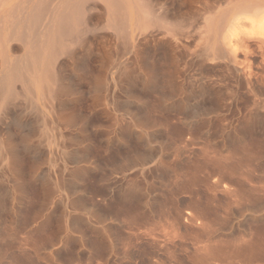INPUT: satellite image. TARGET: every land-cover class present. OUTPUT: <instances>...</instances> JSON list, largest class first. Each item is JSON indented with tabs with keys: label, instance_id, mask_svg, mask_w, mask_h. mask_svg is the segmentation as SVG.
<instances>
[{
	"label": "rangeland",
	"instance_id": "rangeland-1",
	"mask_svg": "<svg viewBox=\"0 0 264 264\" xmlns=\"http://www.w3.org/2000/svg\"><path fill=\"white\" fill-rule=\"evenodd\" d=\"M263 1L147 0L145 26L131 9L125 47L100 21L103 6L83 4L105 29L87 23L85 36L113 34L112 71L129 57L127 93L112 83L109 108L103 87L91 112L82 82L84 153L76 177L68 163L66 192L53 172L46 183L0 176V264H264ZM49 166L44 155L38 167ZM66 225L72 233H59Z\"/></svg>",
	"mask_w": 264,
	"mask_h": 264
},
{
	"label": "bare ground",
	"instance_id": "bare-ground-1",
	"mask_svg": "<svg viewBox=\"0 0 264 264\" xmlns=\"http://www.w3.org/2000/svg\"><path fill=\"white\" fill-rule=\"evenodd\" d=\"M87 1L19 0L6 10L0 11V176L8 183L11 177L24 171L29 175L35 172L34 176L39 177L41 183H46L47 178L50 179V173L53 172L55 184L61 192L65 191L64 179L68 163L72 164L73 175L76 177L81 170L80 161L84 153L81 139L84 126L83 101L80 100L83 93H81L80 88L84 85L82 82L87 81L85 84H88L89 91L92 93V95L89 94L92 101L91 106L89 107V103L87 105L90 109L92 108L91 110L98 109L101 104L100 97L104 94V92L101 94L103 87L105 89L103 95L104 101L106 100L105 106H109L113 102V100H109L111 99L110 85L112 83L114 86L118 85L121 93H127L129 76L126 60L129 57H126V60L123 59L125 62H119L121 65L123 64L121 68L124 71L120 69L121 65L112 71L114 68L111 69L112 62L109 65V61L113 59L114 62L113 56L111 57V48L113 47L110 44L113 34H104L103 37H100L103 38L102 41L100 39L96 42H93L94 38H91L92 41L85 36L89 33V28H91L90 32L92 27L94 28L92 26L94 22H99L97 19V21H92L93 24L91 25L87 17H84L85 10L81 11V6L83 4L86 7L90 5L87 7L89 11L90 8L93 9L92 7H94H91V3H89L91 0L86 4ZM94 1L93 4L96 5L98 0L95 3ZM100 1L103 3L102 6L106 15L105 21L102 19L100 21L104 22L105 29H111L116 34V36L114 35L115 38L123 40L125 47L132 41V31L136 28H132L131 9L134 8L138 17L135 18L136 22L142 24L145 16L148 17L149 9L148 7L146 9L147 4H145L147 0H99L98 4H101ZM87 23L92 27L87 26ZM145 23L147 24V21ZM98 27L94 29H98ZM99 29L101 28L99 27ZM104 30L101 29V32ZM140 32L145 33L143 30ZM142 33L140 34L142 35ZM145 35L144 37H146ZM140 37L143 38V36ZM141 38L137 39L138 42ZM12 42L20 44V48L16 46L21 52L14 56H11V51L16 46L12 47ZM131 45H128L130 49ZM138 47L136 46L137 49ZM110 58L112 59L110 60ZM229 59H232L231 56ZM119 70L125 72V75L120 73L121 76L123 75L122 78L120 76L123 80L121 84L117 80L119 76L115 77V72ZM257 99L258 105L264 107L263 97ZM69 101L71 102V116L68 118V115L65 114L69 109ZM102 108L104 109L103 105ZM109 108L112 107L109 106ZM65 110L66 112H64ZM63 113H65L68 121L65 120L66 118L64 119ZM259 117L262 118L263 116L259 114ZM68 128L71 137L67 135L69 133ZM117 134L120 135L119 132ZM262 137L260 139H264ZM68 142L70 145H67ZM262 148L260 149L262 150ZM44 155L47 157L48 165H50L47 170L38 167L40 159H43ZM51 162L55 163L56 169L51 168L52 170H50ZM26 165L30 166L26 168ZM13 190L12 187L9 192ZM66 227L60 228L58 232L61 234L71 232L69 226L66 225ZM47 237L53 238L50 234ZM151 240L156 241L152 238ZM156 260L157 264L163 262L162 259ZM209 262L208 264H212L213 260L212 263Z\"/></svg>",
	"mask_w": 264,
	"mask_h": 264
}]
</instances>
